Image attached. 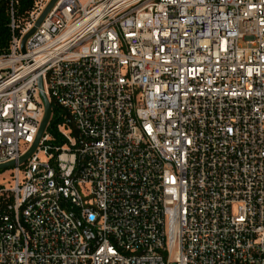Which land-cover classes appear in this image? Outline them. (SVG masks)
<instances>
[{
  "label": "built area",
  "instance_id": "built-area-1",
  "mask_svg": "<svg viewBox=\"0 0 264 264\" xmlns=\"http://www.w3.org/2000/svg\"><path fill=\"white\" fill-rule=\"evenodd\" d=\"M32 0L0 56V264H264V0ZM18 31V33H17Z\"/></svg>",
  "mask_w": 264,
  "mask_h": 264
},
{
  "label": "trees",
  "instance_id": "trees-1",
  "mask_svg": "<svg viewBox=\"0 0 264 264\" xmlns=\"http://www.w3.org/2000/svg\"><path fill=\"white\" fill-rule=\"evenodd\" d=\"M31 5L32 0H16L14 6L15 22L20 24L24 22L27 11ZM8 7V0H0V56L8 53L10 38L12 35L11 29L9 27L10 16ZM51 104L53 106L52 116L46 132L51 137L50 143L54 146H60L64 143V140L62 139V136L58 132L57 128L63 121L64 112L54 102H51Z\"/></svg>",
  "mask_w": 264,
  "mask_h": 264
},
{
  "label": "water",
  "instance_id": "water-1",
  "mask_svg": "<svg viewBox=\"0 0 264 264\" xmlns=\"http://www.w3.org/2000/svg\"><path fill=\"white\" fill-rule=\"evenodd\" d=\"M56 1L57 0H51V2L48 4L46 9L43 11L41 16L38 18V20L34 24V26L22 37L21 43H20V50L23 54L25 53V43H26L27 39L36 31L37 27L43 22L44 18L46 17L49 10L51 9V7L53 6V4ZM37 85H38V89L40 90V97H41L43 104H44V114H43V118H42V121H41L39 129H38L37 135H36L32 145L30 146V148L19 158V160L17 162L12 161V162L0 165V171L13 168L16 165L24 164L31 157V155L35 152V150L37 149V147L39 145V142H40L42 136L46 132V129L48 127V124H49L51 116H52L53 106L43 91V82H42L41 77L38 78Z\"/></svg>",
  "mask_w": 264,
  "mask_h": 264
},
{
  "label": "rangeland",
  "instance_id": "rangeland-1",
  "mask_svg": "<svg viewBox=\"0 0 264 264\" xmlns=\"http://www.w3.org/2000/svg\"><path fill=\"white\" fill-rule=\"evenodd\" d=\"M13 169H6V170H2L0 171V183L5 181L11 184V175H12Z\"/></svg>",
  "mask_w": 264,
  "mask_h": 264
}]
</instances>
